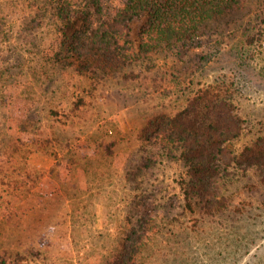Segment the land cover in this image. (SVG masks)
I'll return each instance as SVG.
<instances>
[{
    "label": "rangeland",
    "instance_id": "obj_1",
    "mask_svg": "<svg viewBox=\"0 0 264 264\" xmlns=\"http://www.w3.org/2000/svg\"><path fill=\"white\" fill-rule=\"evenodd\" d=\"M102 1L106 10L119 3ZM53 5L0 0V255L104 264L128 220L149 205L160 232L140 264L262 260L259 176L241 171L228 183V210L191 213L179 186L183 163L158 154L142 131L208 87L243 119L233 148L264 135V0H244L192 42L162 46L104 76L74 73L51 57ZM16 182L22 187L14 196Z\"/></svg>",
    "mask_w": 264,
    "mask_h": 264
},
{
    "label": "trees",
    "instance_id": "obj_2",
    "mask_svg": "<svg viewBox=\"0 0 264 264\" xmlns=\"http://www.w3.org/2000/svg\"><path fill=\"white\" fill-rule=\"evenodd\" d=\"M50 1L58 20L51 57L74 73L104 76L162 46L192 42L206 23L234 12L244 0H119L110 10L102 0ZM242 129L243 119L231 100L219 98L206 87L187 97L184 106L172 114L150 119L142 136L158 154L183 163L184 175L179 180L183 207L212 217L230 208L225 192L241 171L245 175L253 170L264 184V135L236 150L231 144ZM47 143L41 147L47 149L52 142L47 139ZM37 174L41 178L44 172L40 169ZM12 187L11 193L19 195L22 184ZM134 217L104 264L141 263L143 251L160 230L152 222L149 205H142ZM240 249L242 244L236 251ZM37 251L28 250L30 255ZM0 259V264H30L19 252L1 254ZM260 259L255 264H264V256Z\"/></svg>",
    "mask_w": 264,
    "mask_h": 264
}]
</instances>
